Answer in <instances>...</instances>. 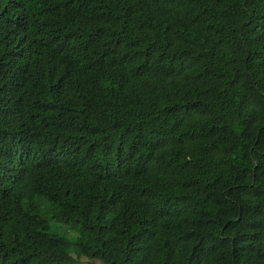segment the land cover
<instances>
[{"label":"trees","instance_id":"trees-1","mask_svg":"<svg viewBox=\"0 0 264 264\" xmlns=\"http://www.w3.org/2000/svg\"><path fill=\"white\" fill-rule=\"evenodd\" d=\"M70 248L264 264V0H0V264Z\"/></svg>","mask_w":264,"mask_h":264},{"label":"rangeland","instance_id":"rangeland-1","mask_svg":"<svg viewBox=\"0 0 264 264\" xmlns=\"http://www.w3.org/2000/svg\"><path fill=\"white\" fill-rule=\"evenodd\" d=\"M58 226H59L60 228H59ZM51 227H52L53 232H56V233H60V232H62V230H65V229H66V226H64V225H59V224H57V223H53V222H51ZM61 228H62V229H61ZM71 236H72V235L70 234V237H71ZM69 252H70L72 258H74V262L69 263V264H99L98 262H93V261H90V260H84V261L80 260V259L78 258V255H77L76 252L74 251V248H70V249H69Z\"/></svg>","mask_w":264,"mask_h":264}]
</instances>
